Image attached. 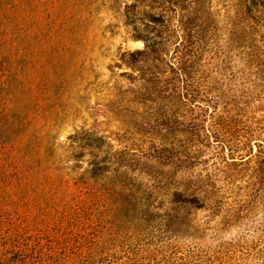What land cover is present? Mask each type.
<instances>
[{"label": "rangeland", "instance_id": "374dc122", "mask_svg": "<svg viewBox=\"0 0 264 264\" xmlns=\"http://www.w3.org/2000/svg\"><path fill=\"white\" fill-rule=\"evenodd\" d=\"M37 4L49 18L41 32L72 31L78 43L30 50L37 114L52 117L51 162L66 177H80L95 157L105 159L108 176L123 181H146L161 169L184 179L220 175L214 168L228 150L219 141L264 123V16L250 0ZM63 15L68 19L59 23ZM152 147H173L175 154L161 166L145 158ZM198 215L206 219L208 211ZM223 231L228 240L264 247V226ZM239 261L264 264V253L242 254Z\"/></svg>", "mask_w": 264, "mask_h": 264}, {"label": "trees", "instance_id": "16d2710c", "mask_svg": "<svg viewBox=\"0 0 264 264\" xmlns=\"http://www.w3.org/2000/svg\"><path fill=\"white\" fill-rule=\"evenodd\" d=\"M250 2L264 16V0ZM35 3L0 0V264H243L242 254L264 253L223 231L264 226V123L215 140L228 150L214 168L222 175L184 179L161 169L123 181L96 157L77 178L55 168L56 128L37 114L30 50L78 43L72 31L41 32L49 18ZM172 150L152 147L145 158L164 166Z\"/></svg>", "mask_w": 264, "mask_h": 264}]
</instances>
